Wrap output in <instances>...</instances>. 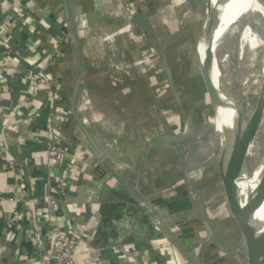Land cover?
Here are the masks:
<instances>
[{"label": "crops", "instance_id": "crops-1", "mask_svg": "<svg viewBox=\"0 0 264 264\" xmlns=\"http://www.w3.org/2000/svg\"><path fill=\"white\" fill-rule=\"evenodd\" d=\"M105 7L0 0V264H54L59 234L78 237L76 264H231L196 212L185 231L173 220L185 202L196 211L184 169L203 157H187L193 136L168 137L172 100L138 66L178 20Z\"/></svg>", "mask_w": 264, "mask_h": 264}, {"label": "rangeland", "instance_id": "rangeland-1", "mask_svg": "<svg viewBox=\"0 0 264 264\" xmlns=\"http://www.w3.org/2000/svg\"><path fill=\"white\" fill-rule=\"evenodd\" d=\"M103 1L104 6L109 7L108 9L105 7L108 13L120 16V18H122L123 14V18L125 19L126 16L124 14H126L127 17L133 19L139 11L146 15L154 16L161 11V13H164L163 8H166L165 14H171V16L168 14V18L173 19L174 24L178 20L179 29L172 36L174 40L168 42L169 45L167 47L158 48L156 45H150L144 49L140 64L138 65L140 71L141 67H144L153 74L151 75V86L156 91L163 89L162 93L164 94L165 92V97L172 100L171 105L168 106L170 111H167V115L173 120L172 132L170 133L169 131L167 133L169 134L168 137L173 139L180 138L186 133L188 137L193 136L192 140L188 139L184 141V143L192 141L191 144L187 145L189 151L186 152L187 157L190 159L197 152L200 158L203 157V159L187 165L184 169V178H187L185 185L189 189H187L189 192L188 196L196 211L187 209L189 205L185 202L182 204L183 210H178L173 220L181 221L182 229L180 228V230L185 231V228L190 224L187 222L192 219V215L196 212L199 218L196 228L203 235H207L209 227V235H214V238L210 242L213 245L210 246L217 249L221 247V252L229 259V263L231 264H248L246 240L232 212L218 170L220 153L225 150L229 154L234 132L228 129L221 136L216 132L214 106L204 81L199 60V45L201 43L204 57L205 50L208 48L213 76L216 82L220 84L221 71L215 65L213 67V52L216 47L215 36L202 40V37H205L207 27L210 0H161L160 2H156V0ZM213 3L216 13L214 28L216 29V23L219 18L218 7L221 5V2L213 0ZM151 19L153 18L151 17ZM251 24L252 20L249 16L244 15L241 27L227 33L218 51V57L223 58L220 68L226 76L223 89L226 95L233 98L242 109L244 113V126L251 120L254 114L261 94L264 77V45L260 44L256 47L257 49L250 48V45H245L244 47L241 45L242 31L245 26ZM258 33L264 42V29H258ZM144 38L133 34L131 36V39L140 41H143ZM159 58H164V61L158 63ZM127 69L129 70V66ZM166 69H169L172 74L176 94L170 87L168 75L165 82L160 84L157 81V73L160 72L162 75ZM173 75H176L177 78H174ZM154 76L157 77L155 78ZM180 109L183 110L182 120L176 113ZM179 119L181 120L180 123ZM190 124L192 130L190 129ZM262 125L264 127V123ZM186 128L188 129L187 132ZM262 159H264V145L258 143L257 138H255L249 147L242 176L244 174L245 177H253L259 169ZM177 178L178 175L167 176L166 179L164 178L165 183L162 186H171ZM162 195L170 201L175 192L166 191ZM183 200L186 199L183 198ZM147 210L153 215L151 208ZM221 235L226 236H223L224 238L219 241Z\"/></svg>", "mask_w": 264, "mask_h": 264}, {"label": "water", "instance_id": "water-1", "mask_svg": "<svg viewBox=\"0 0 264 264\" xmlns=\"http://www.w3.org/2000/svg\"><path fill=\"white\" fill-rule=\"evenodd\" d=\"M215 24V6L211 0L208 13L207 27L205 30V39H208L214 31ZM210 57L208 48L205 50V59L200 61L201 71L208 93L212 102L221 101V93L216 88L210 76ZM168 81L172 91L176 94L172 74L166 69ZM226 95V93H225ZM232 99L234 108L237 113L236 126L233 142L230 147L229 154L225 150L221 154L220 174L223 186L231 206L232 212L238 222L243 233L247 245L248 264H264V228L255 226L251 223L252 216L260 210L257 205L256 197L250 200L247 205H242L239 196L237 181L241 178L246 165L249 147L256 138V135L264 121V77L262 80L261 94L251 120L244 126V113L235 100ZM263 193H259L262 196ZM259 199V197H258ZM208 227V225H207ZM210 231V228L208 227Z\"/></svg>", "mask_w": 264, "mask_h": 264}, {"label": "bare ground", "instance_id": "bare-ground-1", "mask_svg": "<svg viewBox=\"0 0 264 264\" xmlns=\"http://www.w3.org/2000/svg\"><path fill=\"white\" fill-rule=\"evenodd\" d=\"M219 1L221 2V5L218 7L219 18L218 22L216 23V29L213 31L210 37L215 36L214 41L216 42V47L214 48L213 52V67L215 65L217 69L221 71L220 84L216 82L213 76V68L211 64L210 76L216 88L221 93V101L213 103L216 119V132L221 136L224 135L225 131L228 129H231V131L235 130L237 113L233 106L234 104L232 103V99L226 97L225 91L223 89L226 76L223 74L224 72H222L220 68V63L223 61V58L218 57V51L223 44V38L227 35V33L241 27L244 15L249 16V18L252 20V24L245 26L242 31V47L245 45H250V48H256L260 44L264 45V42L261 40L258 33V29H264V0H215V2ZM204 38L205 37H202V40ZM204 59L205 57L200 43L199 60L201 61ZM262 126L263 125H261L256 138L258 143L264 145V127ZM237 185L242 205H247L250 200H253L256 197L257 205L260 206V210L252 216L251 223L255 226L264 228V159H262L260 162L259 169L255 175H253V177H245L243 174V176L238 179ZM259 193H263L262 196H259Z\"/></svg>", "mask_w": 264, "mask_h": 264}, {"label": "built area", "instance_id": "built-area-1", "mask_svg": "<svg viewBox=\"0 0 264 264\" xmlns=\"http://www.w3.org/2000/svg\"><path fill=\"white\" fill-rule=\"evenodd\" d=\"M78 246L79 240L76 235L59 234L51 252L54 264H76Z\"/></svg>", "mask_w": 264, "mask_h": 264}]
</instances>
